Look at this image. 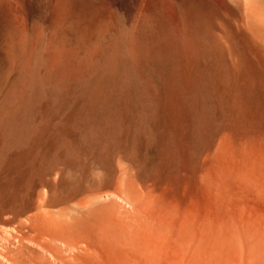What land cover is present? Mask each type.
I'll return each mask as SVG.
<instances>
[{"label":"bare ground","instance_id":"obj_1","mask_svg":"<svg viewBox=\"0 0 264 264\" xmlns=\"http://www.w3.org/2000/svg\"><path fill=\"white\" fill-rule=\"evenodd\" d=\"M262 241L264 0H0V264Z\"/></svg>","mask_w":264,"mask_h":264},{"label":"rangeland","instance_id":"obj_2","mask_svg":"<svg viewBox=\"0 0 264 264\" xmlns=\"http://www.w3.org/2000/svg\"><path fill=\"white\" fill-rule=\"evenodd\" d=\"M115 164H117L115 162ZM235 246V245H233ZM242 244L238 242L235 247L241 248ZM234 247V249H235ZM227 254L213 256L209 259H197L195 264H264V241L256 248V251L245 254L246 252H232L231 248ZM232 249V251L234 250ZM238 250V249H237Z\"/></svg>","mask_w":264,"mask_h":264}]
</instances>
